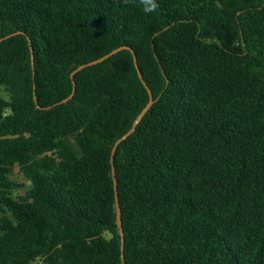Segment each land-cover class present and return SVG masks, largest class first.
I'll return each mask as SVG.
<instances>
[{
	"label": "trees",
	"instance_id": "1",
	"mask_svg": "<svg viewBox=\"0 0 264 264\" xmlns=\"http://www.w3.org/2000/svg\"><path fill=\"white\" fill-rule=\"evenodd\" d=\"M158 3L0 0V264H264V0Z\"/></svg>",
	"mask_w": 264,
	"mask_h": 264
},
{
	"label": "water",
	"instance_id": "2",
	"mask_svg": "<svg viewBox=\"0 0 264 264\" xmlns=\"http://www.w3.org/2000/svg\"><path fill=\"white\" fill-rule=\"evenodd\" d=\"M21 33L22 32L14 33V34L9 35L5 38H1L0 42L4 41L6 39H9L10 37H12L16 34H21ZM122 50H130V48L127 46L117 48V49L113 50L112 52L108 53L107 55H105V56H103V57H101L95 61L80 65L71 73L72 80L74 79L75 74H77L78 72L82 71L83 69H85L87 67L102 63V62L106 61L108 58L112 57L113 55L117 54L118 52H120ZM133 54H134V52H133ZM134 60H135V65H136V68L138 71L139 78L142 81L144 87L148 91L149 101H148L147 105L145 106V108L141 111V113L137 116V118L133 122L132 128L115 143V145L112 149V153H111L112 176H113V181H114L115 201H116V211H117V225H118L120 232H121L122 242H123L124 232H123L122 215H121V208H120L119 196H118V182H117L116 172H115V167H114V157H115V153L117 151L119 144L122 143L123 141H125L128 137H130L135 132L139 123L142 121V119L145 117V115L149 112V110L152 108V106L154 105V103L156 101V100H154L152 91L148 87L146 81L143 78L142 72L140 71V69L138 67V62H137V58H136L135 54H134ZM73 85H74V89H73L72 94L68 98L62 100L61 101L62 104L68 103L73 98L74 92H75V83L74 82H73ZM34 101L37 103V96L36 95H34ZM122 264H125L124 247L123 246H122Z\"/></svg>",
	"mask_w": 264,
	"mask_h": 264
},
{
	"label": "clouds",
	"instance_id": "3",
	"mask_svg": "<svg viewBox=\"0 0 264 264\" xmlns=\"http://www.w3.org/2000/svg\"><path fill=\"white\" fill-rule=\"evenodd\" d=\"M123 2L139 6L145 14L155 13L159 8L158 0H123Z\"/></svg>",
	"mask_w": 264,
	"mask_h": 264
},
{
	"label": "rangeland",
	"instance_id": "4",
	"mask_svg": "<svg viewBox=\"0 0 264 264\" xmlns=\"http://www.w3.org/2000/svg\"><path fill=\"white\" fill-rule=\"evenodd\" d=\"M12 179L20 184L23 185L22 188H20L15 194L18 197H23L26 194V191L29 189L30 184L29 182L24 178V176L21 173L20 167L19 166H15L14 168V173L12 175ZM0 216H2V213L0 211Z\"/></svg>",
	"mask_w": 264,
	"mask_h": 264
}]
</instances>
